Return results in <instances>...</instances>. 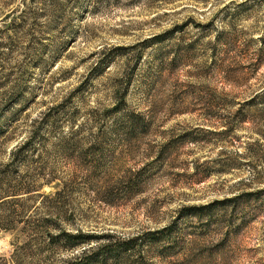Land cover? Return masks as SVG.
Masks as SVG:
<instances>
[{
  "label": "rangeland",
  "instance_id": "obj_1",
  "mask_svg": "<svg viewBox=\"0 0 264 264\" xmlns=\"http://www.w3.org/2000/svg\"><path fill=\"white\" fill-rule=\"evenodd\" d=\"M0 177L39 193L0 204V264L69 259L59 228L264 264V0H0Z\"/></svg>",
  "mask_w": 264,
  "mask_h": 264
},
{
  "label": "trees",
  "instance_id": "obj_2",
  "mask_svg": "<svg viewBox=\"0 0 264 264\" xmlns=\"http://www.w3.org/2000/svg\"><path fill=\"white\" fill-rule=\"evenodd\" d=\"M257 97H259V95H257ZM119 107L120 104L118 103L109 111L119 112ZM31 144L32 146L31 148H29L28 146ZM35 148V135H33L21 145H19L11 153V159L8 163L5 164V167L12 166L13 168H16L17 160L20 159L22 153L26 149L29 150V152H32L33 150H35ZM27 150L25 152H27ZM35 187L36 186L32 182L22 183L19 185L12 184L3 191V195L0 196V204L5 202V200L20 198L18 196H21L23 194L32 193L37 194L38 196L39 193L35 192V190H37L34 189ZM262 190H264V188H262ZM61 193L62 192L60 190H55L52 193V197L55 199L59 197ZM245 194L251 195L253 193L247 192ZM236 197L237 196L228 198L227 201L236 200ZM190 209L197 210L196 207H191ZM12 222L13 221H8L6 223H3L0 221V229L7 230L12 228V225L14 224ZM170 229L171 227L168 226L154 231H149L145 235H150V237L147 236L148 241L150 239L152 241H156L160 238H163L156 237L158 236V234H164L165 231H169ZM45 235L47 237L46 245L49 246L52 250L58 248L65 251H73L82 248L80 251H77L76 254H73L69 259H65L60 262V264H144L140 260L141 258H143L142 244L145 242V239L141 235H136L128 239H121L112 238L109 236L105 237L106 235H92L79 230L76 232H72L64 228H59L54 233H51L47 229ZM100 239H103V241L98 244H95V246H89L88 248H86V246L92 243L93 241L99 242Z\"/></svg>",
  "mask_w": 264,
  "mask_h": 264
}]
</instances>
